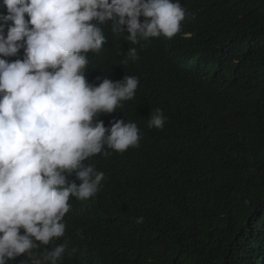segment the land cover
I'll return each mask as SVG.
<instances>
[{"label":"trees","instance_id":"trees-1","mask_svg":"<svg viewBox=\"0 0 264 264\" xmlns=\"http://www.w3.org/2000/svg\"><path fill=\"white\" fill-rule=\"evenodd\" d=\"M180 3L171 39L133 45L105 27L107 43L87 54L90 84L139 79L99 119L136 123L141 139L84 162L104 180L70 198L64 236L42 246L66 242L59 264H264V0ZM131 47L139 59L122 64ZM156 109L162 129L148 127Z\"/></svg>","mask_w":264,"mask_h":264},{"label":"clouds","instance_id":"clouds-1","mask_svg":"<svg viewBox=\"0 0 264 264\" xmlns=\"http://www.w3.org/2000/svg\"><path fill=\"white\" fill-rule=\"evenodd\" d=\"M185 18L180 0H0V264H59L66 242L42 246L64 236L70 198L94 197L104 180L84 162L139 146L136 123L99 119L132 100L139 79H86L104 28L136 45L171 39ZM138 59L131 47L121 63ZM147 120L162 129L166 117Z\"/></svg>","mask_w":264,"mask_h":264}]
</instances>
